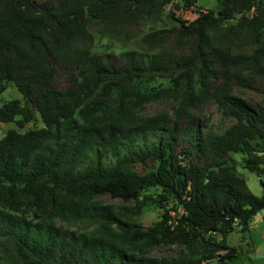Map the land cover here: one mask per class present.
Returning a JSON list of instances; mask_svg holds the SVG:
<instances>
[{
    "label": "trees",
    "instance_id": "trees-1",
    "mask_svg": "<svg viewBox=\"0 0 264 264\" xmlns=\"http://www.w3.org/2000/svg\"><path fill=\"white\" fill-rule=\"evenodd\" d=\"M198 1L0 0V95L25 103L0 100V123H43L0 138V264H236L227 237L264 210V3ZM95 35L136 46L96 51ZM161 100L172 115L137 114ZM147 204L161 216L143 227Z\"/></svg>",
    "mask_w": 264,
    "mask_h": 264
},
{
    "label": "rangeland",
    "instance_id": "rangeland-1",
    "mask_svg": "<svg viewBox=\"0 0 264 264\" xmlns=\"http://www.w3.org/2000/svg\"><path fill=\"white\" fill-rule=\"evenodd\" d=\"M264 3V0H262ZM202 9L217 10L218 6L215 0H199L197 3ZM169 7L166 8L168 12ZM177 15L187 19L193 20L195 14L191 10H180L176 12ZM135 43H130L126 47H123L120 42L113 37L99 36L94 37V50L96 51H114L116 53L130 50L135 48ZM164 83L162 80H157L151 83L150 86H157ZM165 84V83H164ZM238 94L241 97L257 98L254 94L240 90ZM19 99L24 105V101L13 84H9L8 88L0 95L1 103L9 100ZM176 103L171 100H161L144 105L137 111V114L141 117H150L158 112H167L173 114V108ZM201 117L204 120H209L210 124H217L221 117L220 111L214 103H210L205 106L201 112ZM19 117L16 118V121ZM230 125V122L224 123V126ZM43 127V123L38 115L34 119L27 123L23 128H19L15 122L12 123H0V138H2L8 131L14 130L19 133H23L27 130L40 129ZM235 162L238 174L246 180L247 186L257 197L262 194V189L259 184L257 176L247 171L243 166V156L239 154L231 155ZM95 200L102 203L114 206L116 209L121 210L123 208L133 207L134 201L123 202L119 199L110 197L109 195L97 196ZM161 211L154 205L147 204L141 211V215L138 217V221L143 227H149L160 219ZM62 224V223H61ZM71 229L75 230L76 226L72 225ZM229 246L235 247L239 254L236 264H264V210L258 212L249 224V228L245 232H240L239 228H236L226 239ZM179 249L174 246H160L152 251V256L160 257H175Z\"/></svg>",
    "mask_w": 264,
    "mask_h": 264
}]
</instances>
